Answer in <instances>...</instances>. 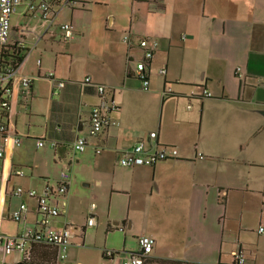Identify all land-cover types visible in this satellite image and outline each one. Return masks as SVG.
<instances>
[{"label":"crops","instance_id":"0c3cea01","mask_svg":"<svg viewBox=\"0 0 264 264\" xmlns=\"http://www.w3.org/2000/svg\"><path fill=\"white\" fill-rule=\"evenodd\" d=\"M83 4L78 12L62 10L37 33L26 29L25 6L11 18L17 37L10 33L9 44L24 45L11 127L23 141L7 155L1 230L39 228L37 201L13 191L53 188L67 171L66 198L50 202L62 213L51 225L72 236L65 260L58 247L35 244L27 260L19 251L5 256L1 245L0 264H123L142 236L155 240L145 264H232L238 250L245 264H264V0ZM63 22L74 28L66 43ZM143 38L158 43L147 63L148 90L136 74ZM22 75L32 80L27 92ZM87 77L107 86L117 107L115 125L98 136L89 133L90 111L101 97L82 87ZM152 132L178 157L153 167L119 166L118 156L140 140L152 142ZM78 139H85L84 152L74 151ZM12 168L24 174L10 175ZM20 202L28 211L15 222L11 213ZM90 216L94 226L87 225ZM106 250L123 255L108 259Z\"/></svg>","mask_w":264,"mask_h":264},{"label":"built area","instance_id":"2783aa9c","mask_svg":"<svg viewBox=\"0 0 264 264\" xmlns=\"http://www.w3.org/2000/svg\"><path fill=\"white\" fill-rule=\"evenodd\" d=\"M21 6H25L26 11L24 17L28 21L26 29L37 33L43 30L45 25H51L52 21L57 18L59 13L65 9H74L77 7L83 8V0H0V246L2 245L4 255L10 254L12 251L22 252L25 259L29 260L31 255V247L35 244L58 247L61 249L60 258L66 259V250L70 245L71 233L67 228L58 229L51 225L52 218L61 215L59 208L50 204L51 200H63L66 198L71 180V174L63 171L60 178L57 180L53 188L46 187L41 191L35 189H25L18 186L13 191L15 198L27 196L30 199L37 201L40 220L39 228L28 229L26 232L16 235H10L2 232V208L3 198L6 192L7 184V155L9 151L21 146L23 137L16 133L11 127V116L13 110V97L15 91V82L18 74L19 65H14L7 58L9 37L11 33V18L12 15ZM62 31L61 40L69 42L74 38V28L69 22L60 24ZM25 30V28L23 29ZM157 41H152L147 38L139 40V47L144 50V58L137 62L136 74L142 82L143 90L149 89V77L147 73V63L153 58L157 49ZM23 48V44H19ZM41 61H38L40 64ZM241 69L237 68L236 73L241 77ZM160 74H165V70L159 71ZM54 80L55 86L63 88L65 83L62 80L54 79L53 74L47 76ZM19 83L24 91L31 89L32 80L29 76H20ZM84 88H95L98 95L101 97V102L92 107L90 111V135L98 136L109 126L115 125L111 115L117 111V107L113 101L107 99L108 88L105 85L94 83L90 77L85 78L81 83ZM264 87V84H263ZM171 86L166 87V93H172ZM157 134L152 132L149 139L152 142L140 140L133 148L121 153L118 156L117 162L121 167H138L146 166L153 167L157 163L167 160H172L178 157V150L173 146H159L156 142ZM44 140H37L38 147H44ZM57 144L51 142V146ZM85 139H78L74 145V151L84 152L86 149ZM102 152L101 147L96 149V153ZM11 174L21 176L24 174L22 170L11 169ZM28 211L27 204L20 202L18 207L11 213V219L15 222H20L25 218ZM96 218L90 216L87 220L88 226H94ZM260 233H264V227H260ZM155 240L150 236H142L139 238V248L136 253H131L126 257L123 264H145V261L150 257ZM108 259H115L123 255V252L114 250H106L104 253ZM235 264H245L243 251L238 250L233 253Z\"/></svg>","mask_w":264,"mask_h":264},{"label":"trees","instance_id":"16d2710c","mask_svg":"<svg viewBox=\"0 0 264 264\" xmlns=\"http://www.w3.org/2000/svg\"><path fill=\"white\" fill-rule=\"evenodd\" d=\"M22 49L19 47V43H16V45H11L9 44L8 46V53H7V58L9 59V62H11L14 65H19L20 62L22 61ZM30 260V259H29ZM174 264H183V263H174ZM232 264H235L234 261Z\"/></svg>","mask_w":264,"mask_h":264},{"label":"rangeland","instance_id":"374dc122","mask_svg":"<svg viewBox=\"0 0 264 264\" xmlns=\"http://www.w3.org/2000/svg\"><path fill=\"white\" fill-rule=\"evenodd\" d=\"M74 9H77V12H78V10H80V7H77V8H74ZM17 10H18V9H17ZM63 10H64V11H63V15H65V14H67V13H68V14L71 13V9H69V8H65V9H63ZM16 12H17V11H16ZM16 12H15V13H16ZM63 15H62V16H63ZM104 32H105V34L103 33V35H105V36H107V35H109V34L111 35V33H108V31H104ZM95 35H96V34H95ZM11 36H12V38H13V41H14V38L17 37V33H16L15 31H13L12 29H11ZM94 39H95V40H101V39H99V38L96 39V36H94ZM86 40H89V39H86ZM81 54H82V53L79 52V53L76 54V55H79V56L77 57V60L79 59V62H78V63H79V66H80V67H83L84 65L81 63V59H82Z\"/></svg>","mask_w":264,"mask_h":264},{"label":"water","instance_id":"95a60500","mask_svg":"<svg viewBox=\"0 0 264 264\" xmlns=\"http://www.w3.org/2000/svg\"><path fill=\"white\" fill-rule=\"evenodd\" d=\"M262 113V115H264V111L263 112H261Z\"/></svg>","mask_w":264,"mask_h":264}]
</instances>
